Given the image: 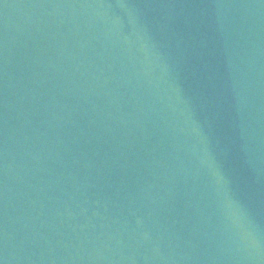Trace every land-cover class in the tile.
Returning a JSON list of instances; mask_svg holds the SVG:
<instances>
[{
  "label": "water",
  "instance_id": "95a60500",
  "mask_svg": "<svg viewBox=\"0 0 264 264\" xmlns=\"http://www.w3.org/2000/svg\"><path fill=\"white\" fill-rule=\"evenodd\" d=\"M0 264H264V0H0Z\"/></svg>",
  "mask_w": 264,
  "mask_h": 264
}]
</instances>
